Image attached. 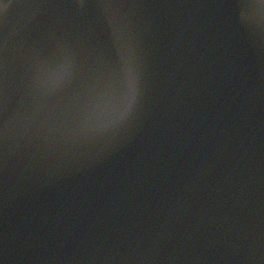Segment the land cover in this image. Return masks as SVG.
<instances>
[{
	"label": "water",
	"instance_id": "95a60500",
	"mask_svg": "<svg viewBox=\"0 0 264 264\" xmlns=\"http://www.w3.org/2000/svg\"><path fill=\"white\" fill-rule=\"evenodd\" d=\"M0 261L264 264L260 0H3ZM137 53L128 117L84 122ZM71 52L62 87L48 63Z\"/></svg>",
	"mask_w": 264,
	"mask_h": 264
},
{
	"label": "snow or ice",
	"instance_id": "6c2138e0",
	"mask_svg": "<svg viewBox=\"0 0 264 264\" xmlns=\"http://www.w3.org/2000/svg\"><path fill=\"white\" fill-rule=\"evenodd\" d=\"M0 4H4L0 0ZM264 7V0H260ZM120 58L123 64L122 82L109 94L107 99L98 108L101 115H92L85 122L86 130L96 127V120L103 119V114L108 117L107 123L116 125L125 120L135 108L140 91V77L137 53L132 47H122ZM74 71L71 52H66L57 61L48 63L40 75V82L44 87H62L70 79ZM0 264H3L0 261Z\"/></svg>",
	"mask_w": 264,
	"mask_h": 264
}]
</instances>
